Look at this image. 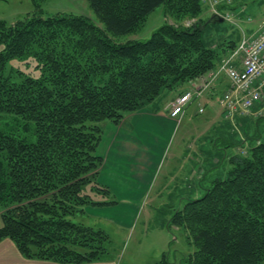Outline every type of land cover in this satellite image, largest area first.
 I'll use <instances>...</instances> for the list:
<instances>
[{"label": "trees", "instance_id": "trees-1", "mask_svg": "<svg viewBox=\"0 0 264 264\" xmlns=\"http://www.w3.org/2000/svg\"><path fill=\"white\" fill-rule=\"evenodd\" d=\"M89 2L104 27L35 11L0 20V241L10 238L28 258L107 259L109 234L75 220L87 206L116 201L97 180L102 123L182 90L223 58L203 36L209 24L198 27L208 20L203 0ZM161 5L192 23L165 22L145 40L120 38ZM253 125L247 138L213 140L221 155L197 182L202 195L174 209L169 225L196 247L181 264H264V116ZM157 264L172 262L164 255Z\"/></svg>", "mask_w": 264, "mask_h": 264}, {"label": "rangeland", "instance_id": "rangeland-1", "mask_svg": "<svg viewBox=\"0 0 264 264\" xmlns=\"http://www.w3.org/2000/svg\"><path fill=\"white\" fill-rule=\"evenodd\" d=\"M234 1L236 4L242 3L246 6H254L256 10H259L257 8H262L264 10V0H231L230 3ZM204 3L205 10L203 12V17L209 19L212 15L211 13L214 12L212 0H204ZM237 6L238 5L233 6V11H235V7ZM218 8L220 10V7ZM34 11L43 14L44 17L64 14L83 15L91 18L101 27H104V22H101L97 13L93 10L89 0H0V20H4L8 24H12L19 18L24 17L28 13H33ZM152 13L153 14L149 15L144 25L139 27L137 31L126 34L120 38L122 40H145L149 39L152 33L160 26H163L165 22L177 25L180 23H192L191 20H186L184 22L177 21L176 18L173 17V14L171 15L168 13L166 15L164 5L157 7ZM231 14L233 16L235 13ZM262 15L263 14H261L260 11L255 12L256 19L262 18ZM232 18L233 20L235 19L234 16ZM228 23L226 21L210 23L207 26L208 28L203 31L204 38L214 41L216 34L213 32L214 28L211 29V27H216L221 24L224 27ZM239 27H241V25ZM227 56H224L223 58ZM11 64L14 66H21L22 63L13 60L11 61ZM219 76L221 77L223 75L221 74ZM219 76L215 77L210 82L208 85L209 87L205 89L201 98L198 99L199 103L209 101L211 105L210 107L216 111L214 116H209L210 109L205 106L206 110L202 113L195 114L191 111L187 116L186 112L185 121H182V123H179L177 118H173L176 120V132H174L169 142L166 139L167 136H160L159 132H157L158 129H155L153 125H146L145 131H143L144 139L141 137L138 143L140 150L144 148L143 145L148 148V150L146 149V153L148 154V160L146 161L147 165L145 164L147 166V182H136L134 183V187L124 186L120 189L126 190L125 192H129L128 190L130 188L138 189L139 192L131 198L134 202L130 203L129 201H119V198L113 196L116 199L113 197H110V199L116 200L115 203L102 206H87L90 211L78 214L75 217L76 221H82L86 224L94 225L97 228H102L107 232V234H109V243L107 244V246H109V251L106 257L107 259H113L116 264H157L161 261V259H163L164 255H166L168 261L172 262V264H181L182 259L196 251L195 245L188 240L184 231L169 225V222L174 213V209L182 203L180 202L181 196L177 195L179 192L185 190L188 195H191L193 188L198 191L194 194V197H197L201 196L203 191H201L198 186V180L196 177H194V182L192 180L187 182L183 179L175 181L173 180L175 178H171L169 174L171 172L173 173L174 168L176 167H179L178 173L182 174L187 172L185 169L186 167L184 166L190 161L189 158L182 155H190L189 157H192L194 160L195 176H197V173L202 171L203 168L198 170L196 169V165H198V162L202 163L203 160L201 157L203 155L201 153L200 154L202 156L200 154L195 155L193 153L195 152L194 148L197 142L198 144L200 141L208 144V142L211 141L213 138L211 135L212 125L217 122L215 115H219L221 111H223L222 106L218 102V97H220L223 92L222 87L219 86V84H216ZM227 81L229 82L228 79ZM194 83L196 84H187L182 90L179 89L177 92L175 91L174 93H170L169 96L166 95V97H164L161 101L157 100L151 103L148 106L150 107L148 108V111L157 107L156 109L159 108L158 111L160 114H164V107L167 103H170L175 97L182 94L183 91L190 89L195 90L196 87L201 86L202 81L199 79L194 81ZM196 104L193 103L190 110L197 109ZM252 117L260 118L257 116ZM217 124L219 125L218 122ZM188 137L190 138V141L187 143L188 145H185ZM142 140L146 143L143 144ZM183 142L185 146H182ZM164 146L166 148L165 151ZM188 146L192 149H189V151L187 150L186 154L184 148ZM149 151H152L153 155L154 153L156 154L153 156L152 160H150L151 154ZM231 151L233 150L231 149L229 152ZM159 158L161 159L159 165L160 167L157 166ZM140 159H136L138 160L136 162L133 161L131 166L129 164L126 165L125 163L123 166H130V170L133 172V167H138L144 163L143 161H140ZM180 161L182 163V168L179 166ZM153 174L154 178L149 180V176ZM158 177L161 178L159 182ZM126 178L129 180L136 179V177L133 176H128ZM159 190H162V194L158 193ZM141 193L145 195L138 198ZM137 198L138 201L136 200ZM135 205L137 209H134ZM93 207L99 208H97V211L93 212L94 210H91Z\"/></svg>", "mask_w": 264, "mask_h": 264}, {"label": "crops", "instance_id": "crops-1", "mask_svg": "<svg viewBox=\"0 0 264 264\" xmlns=\"http://www.w3.org/2000/svg\"><path fill=\"white\" fill-rule=\"evenodd\" d=\"M238 3V2H237ZM203 4L204 0H203ZM235 7V11H233V6ZM253 7V8H252ZM246 6L242 3L236 4V2H231V3H226L224 5L220 6V12L222 16L224 13H235L233 14L234 20L225 19L228 23L223 27V25H219L216 27H211L214 28L213 32L216 34V38L213 41L214 45H220L221 46V58L224 56H227L236 47V45L241 41V38L244 35H253L256 33L260 27L264 24V10L261 8H257L259 10H256L254 6ZM260 11L262 15V18L256 19L255 17V12ZM214 13V12H213ZM212 14V13H211ZM242 19V20H241ZM235 23V24H234ZM230 24V25H229ZM241 25V27H239ZM210 29V30H211ZM227 29V30H226ZM234 30V31H232ZM192 85L196 84L194 82L191 83ZM216 84H219V86L222 87L223 92L221 95L224 93V91L229 88V82L226 79V76H219L218 81ZM220 95V97H221ZM169 96V95H168ZM218 97V102L221 99ZM176 98V97H175ZM174 98V99H175ZM173 99V100H174ZM160 101L162 99H159ZM172 100V101H173ZM171 101V102H172ZM170 103H167L164 107V114H160L157 107L155 109L152 108L151 111H148L150 107H144L141 108L137 111H134L132 113L127 114L123 120L119 123L113 122V121H105L102 123L103 126V133H102V138L98 145V154L102 157L103 162L102 165L100 166L99 174H98V182L101 185L108 186L111 189V195L107 198L110 199V197L116 196L119 198V201H129L130 203L134 202L131 200V198L139 192L138 189L136 188H130L128 191L125 192L126 190H120L122 187H134V183L136 182H147V175H146V161L148 160L147 158V153L146 149L148 148L144 146L143 149L140 150L139 147V139L142 137L144 139L143 131H145L146 125H153L155 129L157 128L159 132V135H166L167 136V141L169 142L171 140V137L173 136L174 132H176V127H175V121L170 114H169V109H170ZM196 104L197 109L190 110L191 106ZM203 105V106H202ZM207 106L209 110V116H214L216 114L215 109L211 108L209 101H206L205 103H199L198 99L192 102L188 108H187V116L192 113L198 114L199 107H204ZM259 106V105H258ZM257 106V107H258ZM206 110V109H205ZM204 110V111H205ZM223 110V109H222ZM224 111V110H223ZM221 111L219 115L216 116V121L215 124L217 125H212V136L213 138L211 139L208 144H205V142H201L198 144L196 143V146L194 148L195 152L193 154H200L202 157V163L198 162V165H196V169L203 168L201 172L197 173V176L194 175L195 171V162L190 158V155H182L186 156V158H189V163L186 164L184 167L187 170L186 173H178L179 167L174 168V172L170 173L169 175L171 178H175L173 180H179L183 179L184 181H193L194 182V177H196L197 180H200L199 178L201 177L202 172H204L205 169H208L207 167L211 166L212 164H215L217 160H219V156L221 155L220 150H216L215 147L213 148V140H217L220 137H228V136H233L235 134H239L242 137L247 138V136L250 134L252 135L254 130V121L256 120V117L252 116H244L242 113H238L235 115L234 119L231 118H226L224 115V112ZM185 112V113H186ZM159 113V114H158ZM186 116V117H187ZM182 121H185V114L183 117L179 120V123H182ZM223 122V123H221ZM242 126L244 129H247L248 132H244L242 129ZM264 126L261 127L263 130ZM209 134V133H208ZM193 136V135H192ZM191 136V137H192ZM205 136V135H203ZM190 137V135H189ZM187 138L185 145H188L187 143L190 141V138ZM206 138V137H205ZM192 139V138H191ZM208 139V138H206ZM247 144L248 140L246 139ZM143 144L146 143L144 140H142ZM184 145V142L182 146ZM184 145V146H185ZM189 149L191 150L192 148L190 146L185 147L184 151ZM234 151V148H230V150ZM166 150L164 146V151ZM150 155V160H152L154 155L152 154V151H149ZM184 154V153H182ZM187 154V153H186ZM141 158V159H140ZM161 158V157H160ZM159 158L157 166L160 167V161L161 159ZM200 158V159H201ZM136 159H140V161H143L140 166L138 167H133V172L130 170V166L132 165L131 163L134 161H138ZM130 165V166H123V164ZM146 164V165H145ZM201 164V165H200ZM180 168H182V163L181 161L179 162ZM128 176H133L136 177L134 180H129ZM153 175H150L149 180H151ZM159 178V177H158ZM121 179V180H117ZM161 178L158 179V182ZM121 181V182H120ZM125 183V184H124ZM198 192L195 189L192 188V196L188 195L185 190H182V192H179L177 195L181 196L180 202L185 200L188 197H194V194ZM201 192V191H200ZM126 193V194H125ZM159 194H162V190H159ZM145 194L141 193L138 198L143 197ZM188 195V196H187ZM200 195V194H199ZM115 198V197H113ZM138 198L136 199L138 201ZM116 199V198H115ZM135 199V198H133ZM183 203V202H182ZM181 204V203H180ZM92 206V205H91ZM100 206V205H96ZM97 208L99 207H93L91 210H94L93 212L97 211ZM137 209L136 205L135 208ZM90 211L88 207L86 208V212ZM113 220V219H111ZM2 225V218H1V208H0V226ZM0 264H82V263H60L57 261L53 260H43V259H37L35 258H28L24 256L16 246L15 242L11 240L10 238H4L2 241H0ZM83 264H116L113 259H103L99 261H92V262H83Z\"/></svg>", "mask_w": 264, "mask_h": 264}, {"label": "built area", "instance_id": "built-area-1", "mask_svg": "<svg viewBox=\"0 0 264 264\" xmlns=\"http://www.w3.org/2000/svg\"><path fill=\"white\" fill-rule=\"evenodd\" d=\"M230 1L212 0L214 11L221 14L218 7ZM224 16L229 20L233 17L231 13H224ZM221 74L226 75L230 86L219 100L226 118L234 119L237 112L246 116H264V25L253 35H244L217 69L201 79V86L176 97L171 102L170 115L180 120L189 104L201 98L210 82ZM199 109V112L205 110L203 107Z\"/></svg>", "mask_w": 264, "mask_h": 264}, {"label": "water", "instance_id": "water-1", "mask_svg": "<svg viewBox=\"0 0 264 264\" xmlns=\"http://www.w3.org/2000/svg\"><path fill=\"white\" fill-rule=\"evenodd\" d=\"M224 20H225L224 16L219 15L218 13H212V15L209 17V19L205 23H202L199 25L198 23H196L195 25L196 26L198 25V27H201V29H203V28H206V26L210 23L222 22Z\"/></svg>", "mask_w": 264, "mask_h": 264}]
</instances>
